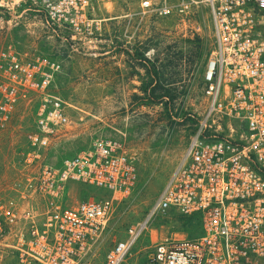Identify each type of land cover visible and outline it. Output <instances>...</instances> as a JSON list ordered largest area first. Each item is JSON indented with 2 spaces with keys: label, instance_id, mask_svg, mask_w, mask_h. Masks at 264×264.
<instances>
[{
  "label": "built area",
  "instance_id": "1",
  "mask_svg": "<svg viewBox=\"0 0 264 264\" xmlns=\"http://www.w3.org/2000/svg\"><path fill=\"white\" fill-rule=\"evenodd\" d=\"M116 0H0V23L39 32L42 43L88 46L100 35V5ZM142 14L187 17L197 0H133ZM214 50L203 75L207 108L145 218L131 224L102 264H127L159 216L198 215L195 237L155 242L147 264H264V0H201ZM62 65L10 41L0 50V136L19 107L34 116L15 194L0 190V249L18 264H91L116 206L134 188V157L113 140L52 161L76 107L56 90ZM108 196L69 204L71 190Z\"/></svg>",
  "mask_w": 264,
  "mask_h": 264
},
{
  "label": "rangeland",
  "instance_id": "2",
  "mask_svg": "<svg viewBox=\"0 0 264 264\" xmlns=\"http://www.w3.org/2000/svg\"><path fill=\"white\" fill-rule=\"evenodd\" d=\"M197 1L187 17L142 14L133 0L100 5L96 9L103 19L100 35L83 47L44 44L39 32L8 29L0 23V50L13 41L20 51H37L61 62L56 90L76 109L70 113L72 127L50 159L87 151L98 139L116 141L134 157L135 186L116 206L91 264H102L113 244L125 238L128 227L145 218L207 108L203 75L215 38L209 9ZM161 87L170 89L174 100L157 98ZM33 123L30 109L19 107L10 128L0 136V190L6 195L15 194L23 177L20 159ZM106 196L102 189L81 185L71 190L69 204ZM182 225L173 213L155 218L127 264H147L155 242L166 236L197 235L196 228ZM0 264L18 261L0 249Z\"/></svg>",
  "mask_w": 264,
  "mask_h": 264
},
{
  "label": "trees",
  "instance_id": "3",
  "mask_svg": "<svg viewBox=\"0 0 264 264\" xmlns=\"http://www.w3.org/2000/svg\"><path fill=\"white\" fill-rule=\"evenodd\" d=\"M159 90L160 92L156 93L157 98L167 97L170 98V100H174L175 95H173L170 89L168 88L164 89L161 87ZM173 214L177 215L178 220L183 223L182 226L184 228H186L187 230L189 228H196L198 230L197 235L200 233V218L198 215L187 216L179 213H173ZM197 235H193L189 237H195Z\"/></svg>",
  "mask_w": 264,
  "mask_h": 264
},
{
  "label": "crops",
  "instance_id": "4",
  "mask_svg": "<svg viewBox=\"0 0 264 264\" xmlns=\"http://www.w3.org/2000/svg\"><path fill=\"white\" fill-rule=\"evenodd\" d=\"M75 189V188H74Z\"/></svg>",
  "mask_w": 264,
  "mask_h": 264
}]
</instances>
